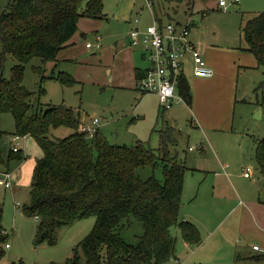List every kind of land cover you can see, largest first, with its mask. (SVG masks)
Masks as SVG:
<instances>
[{"label":"rangeland","instance_id":"374dc122","mask_svg":"<svg viewBox=\"0 0 264 264\" xmlns=\"http://www.w3.org/2000/svg\"><path fill=\"white\" fill-rule=\"evenodd\" d=\"M11 1L0 0V16ZM186 3L153 0L163 22L181 24H186L189 16ZM217 3V0L193 2L190 39L203 49L212 76L217 71L219 80L205 84L204 78L194 75L192 64H187L190 104L179 90L176 94L183 101L168 108L160 105L156 95H142L130 84L133 70L117 56L122 45L128 43L126 34L137 19L144 27L152 23L146 0H103L106 16L96 21L102 22L100 26L93 19L80 18L77 35L54 61L34 57L24 65L23 85L31 94V102L39 99L45 108L51 105L72 108L86 126L98 119L97 128L112 145L141 143L158 150L161 133L170 129L177 140L170 149L186 168L179 221L184 218L198 227L202 242L186 243L176 224L171 228L176 240L174 255L167 264H211L218 259L223 264H264L261 258L264 255L253 250L254 246L264 250V221L258 223L253 214L244 218L248 216L246 209H250L249 200L257 203L259 195L264 197V177L259 172L253 138L264 139V67L257 64L241 34L249 19L264 13V0H240L227 10L217 8ZM84 9L82 3L80 12ZM96 33L105 38L103 46L107 44L111 50L103 47L101 51H90L86 47L88 42H95ZM17 64L15 58L8 57L6 79L11 78V69ZM144 64L150 65L148 61ZM63 73L70 75L75 84H61L57 79ZM0 129L11 137L15 135L11 114H2ZM72 131L60 127L49 136L52 140L63 139ZM0 147L7 148L6 141ZM20 148L26 161L19 173L14 172L13 179L19 180L12 184L11 190L0 188L1 224L6 243L11 247L6 249L4 245L6 254L0 264H63L76 250L84 259L78 246L93 230L96 221L93 217L58 229L56 245L35 243L38 222L26 216L24 207L30 204L28 187L42 151L32 137ZM225 165L229 169H223ZM247 166L254 168V181L242 177V169ZM138 173L142 179L154 175L163 180L161 165L155 170L144 167ZM226 174H231V181ZM261 210L264 212V207ZM205 213L209 219L203 222ZM142 233V225L133 221L122 231V237L135 245ZM223 243L224 255L220 248Z\"/></svg>","mask_w":264,"mask_h":264},{"label":"trees","instance_id":"16d2710c","mask_svg":"<svg viewBox=\"0 0 264 264\" xmlns=\"http://www.w3.org/2000/svg\"><path fill=\"white\" fill-rule=\"evenodd\" d=\"M168 1H186V6L193 2ZM151 2L156 19L161 21ZM82 3L85 9L80 12ZM103 15V0H13L8 4L0 16V122L2 114H11L15 135L34 138L43 152L33 172L30 204L24 207L26 216L38 220L36 244L56 245L58 229L93 217V230L78 246L84 259L76 250L63 264H167L174 255L176 240L171 228L176 224L186 243L202 242L198 227L179 221L186 168L170 149L177 142L170 129L161 133L158 150L141 143L112 145L100 129L92 136L84 133L83 122L72 108H45L39 99L31 102L23 85L26 63L34 57L54 61L76 34L80 18L95 20ZM241 34L258 65L264 67V13L249 19ZM9 56L18 64L6 79ZM57 80L65 86L75 84L64 73ZM178 90L190 104V85L184 76ZM60 127L74 131L66 138L52 140L50 132ZM10 137L0 129V144L6 141L8 145L0 147V165L8 172L26 160L21 151L15 153L10 148ZM255 143L259 172L264 177V139L256 137ZM160 165L163 180L154 175L142 179L138 173L144 167L155 170ZM1 217L0 210V262L7 240ZM133 221L143 229L135 245L122 237Z\"/></svg>","mask_w":264,"mask_h":264},{"label":"built area","instance_id":"2783aa9c","mask_svg":"<svg viewBox=\"0 0 264 264\" xmlns=\"http://www.w3.org/2000/svg\"><path fill=\"white\" fill-rule=\"evenodd\" d=\"M147 1V6L152 10V2ZM240 0H217L218 7L227 10L231 5L237 4ZM153 11V10H152ZM154 13V12H153ZM134 27L129 32V40L132 46H141L150 63L143 77L137 80L136 89L142 95H156L159 103L164 108L172 106V104H180L183 101L176 94L178 90L179 79L183 76L184 66L188 58L193 63V73L200 78H211L213 70L206 64L201 49L194 45L190 39L191 26L193 25L192 16L189 15L186 24L174 23L172 21L163 22L156 19L142 29L139 24L140 20L135 22ZM95 42H88V49L99 50L102 47V36L97 34ZM98 119L92 121L91 126L82 125L81 130L92 136L99 128ZM26 136L13 135L11 142L12 150L20 152L19 146L22 144ZM250 176V169L245 173V177ZM13 184V173L0 170V188L10 190ZM20 206L17 205V210ZM9 244H5L8 249ZM255 252L264 255V250L257 246L253 247Z\"/></svg>","mask_w":264,"mask_h":264},{"label":"crops","instance_id":"0c3cea01","mask_svg":"<svg viewBox=\"0 0 264 264\" xmlns=\"http://www.w3.org/2000/svg\"><path fill=\"white\" fill-rule=\"evenodd\" d=\"M151 1V0H150ZM193 2H194V0H193ZM193 2L191 3V6H187V8H188V10H189V15H191V16H193L192 14V10H193ZM185 6H186V4H184ZM217 8H219L218 7V3H217ZM219 9H221V8H219ZM153 10V9H152ZM151 10V16H152V23H153V21H154V13H153V11ZM191 11V12H190ZM142 12H143V10H142ZM187 14V15H188ZM104 16H106V15H103V17L102 18H104ZM158 17H159V15H158ZM102 18H100V19H102ZM161 19V18H160ZM162 20V19H161ZM96 21H99L98 19H95V22L94 23H96V25H101L102 24V22L100 21V22H96ZM151 23V24H152ZM142 23H141V21H140V24H139V26L142 28V29H144L145 27H147V25L144 27L143 25H141ZM81 25H83V24H80V26ZM193 26V25H192ZM191 26V27H192ZM134 27H137V25H135V23H133L132 24V26L130 27V29H129V31H128V33L126 34V40L128 41V43H126L125 45L123 44L122 45V47H121V49L117 52V56L119 57V59L120 60H122L123 62H125L126 64H128V68H129V70H133V72H132V78H131V82H130V84L132 85V87H134L135 86V89H136V82H137V80L138 79H140L141 77H143L144 76V74H145V72H146V70L149 68V66L150 65H145L144 64V61H148L147 60V56H146V52H145V50L141 47V46H132L131 45V43H130V40H129V32L132 30V29H134ZM98 33H96L95 35H94V41L96 40V35H97ZM77 35V34H76ZM75 36V35H74ZM73 36V37H74ZM102 36V35H101ZM72 37V38H73ZM190 38H191V35H190ZM103 42H105V38L102 36V47L99 49V50H95V49H89L90 51H101L102 49H103V47H105L106 48V50L108 49V50H111V47H109L107 44H105L104 46H103ZM69 43V42H68ZM68 43H67V45H68ZM66 45V46H67ZM121 46V45H120ZM119 46V47H120ZM199 48H200V46H198ZM201 49V51H202V55H204V51H203V49L202 48H200ZM106 51H104L103 52V54L105 53ZM103 54L101 55L102 57H103ZM63 58V57H62ZM64 59V58H63ZM65 60V59H64ZM256 60V59H255ZM256 62H257V60H256ZM189 63H191L192 64V66H193V63H192V61L190 60V58H188V60L186 61V63H185V66H184V73H183V76L186 78V74H185V70H186V66H187V64H189ZM248 64H250V63H248ZM258 64V63H257ZM252 66H254V65H252ZM261 68V67H260ZM219 73H217V71H216V73L214 74V76H212L211 78H204L205 80H203V83H207V84H210V83H215L216 81H218L219 79ZM137 90V89H136ZM138 91V90H137ZM155 96V95H154ZM157 97V96H156ZM158 98V97H157ZM237 100V99H236ZM28 138H31V137H25V139H24V141L22 142V144L28 139ZM253 138H254V142H255V136H253ZM21 144V145H22ZM20 145V146H21ZM12 146H13V143L11 142V138H10V148H12ZM20 146H19V148H20ZM255 146H256V143H255ZM39 147V146H38ZM20 151H22L21 150V148H20ZM42 151V150H41ZM43 157V152H42V156L40 157V158H42ZM39 158V159H40ZM38 159V160H39ZM37 160V161H38ZM26 161V160H25ZM24 161V162H25ZM24 162L18 167V168H14V169H16V171H11L12 173H13V176H14V172H18L19 173V171L21 170V167H22V165L24 164ZM37 163V162H36ZM224 168L223 169H229V166L228 165H225V166H223ZM248 169H250V176L249 177H245V173L247 172V170ZM0 170H4L2 167H1V165H0ZM16 175V174H15ZM227 179H229V178H231V174H226V176H225ZM242 177H243V179L244 180H252V181H254V178H255V175H254V168H252L251 166H247V167H245V168H243L242 169ZM19 180V178L17 179V181ZM230 181L232 180V179H229ZM16 180H14L13 179V183H16L17 182ZM31 182H32V180H31ZM31 182L29 183V187H28V196H29V191H30V185H31ZM264 183V182H263ZM13 186V185H12ZM261 186H262V184L261 185H259V193L261 192L260 190H261ZM4 189V188H3ZM12 189V188H11ZM10 189V190H11ZM6 190V189H5ZM251 190V189H250ZM252 192H253V190H251ZM236 194L237 195H239L238 193H237V191H236ZM264 207V197H261L260 195H259V197H258V202L257 203H254L252 200H249V210H247L246 209V211H245V215L246 214H248V216L246 215L244 218H245V220H246V218H248L249 219V215H251L252 216V214L253 215H255L256 216V221L259 223V221H264V218H263V214H264V212H263V210H261L262 208ZM252 212V213H251ZM258 218V219H257ZM37 222H38V220L36 219V218H34ZM209 219V214L208 213H205V217H203L201 220L204 222V221H206V220H208ZM182 221H188V220H186V219H182ZM201 221V222H202ZM189 222V221H188ZM195 222L199 225L200 223H198V221L197 220H195ZM200 222V221H199ZM5 233V232H4ZM212 236V235H211ZM211 236L209 237V238H211ZM222 238V237H221ZM6 244H8V243H6ZM11 247H9L8 249H10ZM220 248H221V251H222V255H224L225 253H226V249H225V246H224V243L220 246ZM212 262H214V263H211V264H223L222 263V261H221V259H218V261H212Z\"/></svg>","mask_w":264,"mask_h":264}]
</instances>
